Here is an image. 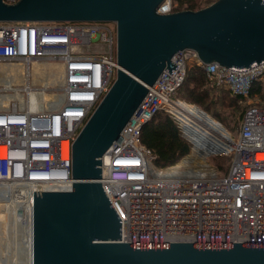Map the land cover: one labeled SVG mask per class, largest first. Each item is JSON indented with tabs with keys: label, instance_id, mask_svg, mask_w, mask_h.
<instances>
[{
	"label": "built area",
	"instance_id": "built-area-1",
	"mask_svg": "<svg viewBox=\"0 0 264 264\" xmlns=\"http://www.w3.org/2000/svg\"><path fill=\"white\" fill-rule=\"evenodd\" d=\"M157 12H174L173 0ZM193 58L211 84L241 100L251 99L264 77V61L238 68L203 63L194 49L174 55L175 71L161 73L103 156L101 183L122 220L119 242H264V103L249 104L236 139L219 120V128H209L186 117L177 92ZM118 70L116 22H0L6 234L16 235L19 226L25 232L26 215L33 232L34 191L73 189V144ZM161 111L191 144L166 167L156 166L142 139ZM219 156L231 158L226 170L213 160Z\"/></svg>",
	"mask_w": 264,
	"mask_h": 264
},
{
	"label": "water",
	"instance_id": "water-1",
	"mask_svg": "<svg viewBox=\"0 0 264 264\" xmlns=\"http://www.w3.org/2000/svg\"><path fill=\"white\" fill-rule=\"evenodd\" d=\"M165 0H0V22H116L119 70L73 144V189L34 191L33 264H264V242H119L104 154L174 55L251 67L264 61V0H216L159 14Z\"/></svg>",
	"mask_w": 264,
	"mask_h": 264
},
{
	"label": "trees",
	"instance_id": "trees-1",
	"mask_svg": "<svg viewBox=\"0 0 264 264\" xmlns=\"http://www.w3.org/2000/svg\"><path fill=\"white\" fill-rule=\"evenodd\" d=\"M215 1L216 0H173L174 11L188 9L199 10ZM212 89L213 86L208 80L204 68L196 63L189 67L187 77L179 88L177 95L178 98L190 104L198 105L206 111L210 117L217 120L223 119L220 112L211 111L209 99L214 97L211 92ZM260 89H262V80H257L254 83L251 94L253 95L256 90L260 91ZM222 95L224 103H227V99L230 96L229 99L231 102L229 104L233 106L241 101L240 98L231 96L229 91ZM142 139L155 154V164L158 167H166L177 163L182 157L189 153L191 148L190 142L181 136L177 122L164 111L155 115L144 127Z\"/></svg>",
	"mask_w": 264,
	"mask_h": 264
},
{
	"label": "rangeland",
	"instance_id": "rangeland-1",
	"mask_svg": "<svg viewBox=\"0 0 264 264\" xmlns=\"http://www.w3.org/2000/svg\"><path fill=\"white\" fill-rule=\"evenodd\" d=\"M198 60L193 58L190 60V66L196 64ZM262 80V89L256 90L253 95H251V99L241 100L235 106L230 105L231 100L227 99V103L223 102V93L228 92V90L223 88H218L212 84V94L213 98H210V106L212 112H220L223 119H219L222 123L227 127L232 136L236 139L238 137V129L242 120V116L249 106L250 103H264V77ZM216 94V96H215ZM232 96V95H231ZM178 97V95H177ZM211 112V114H212ZM213 160L220 166H222L225 170L230 166L231 158L228 156H219L214 157ZM15 231V229H14ZM4 232V231H3ZM5 233H8V231ZM24 232L17 230V234L9 232V238L1 237L0 239V264H23L25 262V254H24V244L22 242ZM13 236L14 238H11ZM21 236V237H20ZM13 241V242H12ZM10 242V244H9ZM12 242V243H11ZM19 244V246H18ZM13 245V246H12ZM19 248H17V246ZM21 245V246H20ZM15 247V248H13ZM21 247V248H20ZM23 249V250H22ZM24 254V255H23ZM23 256V257H22ZM20 257V259H19ZM22 257V259H21ZM18 259V260H17ZM24 259V260H23ZM16 261V262H15ZM18 262V263H17Z\"/></svg>",
	"mask_w": 264,
	"mask_h": 264
},
{
	"label": "bare ground",
	"instance_id": "bare-ground-1",
	"mask_svg": "<svg viewBox=\"0 0 264 264\" xmlns=\"http://www.w3.org/2000/svg\"><path fill=\"white\" fill-rule=\"evenodd\" d=\"M178 104H179V108H178L179 112L184 113L186 115V117L197 119L198 121H196V120L195 121L199 122V124H201L203 126L205 125V126H207L209 128H212V127L219 128L218 126L215 125L217 123V119L209 117L206 113H204L202 111V109L198 105L190 104V103H188L186 101H183V100L181 102H179ZM197 129H199V127H197ZM220 131L222 132L221 134H224V136H225V133L223 132V130L220 129ZM7 187H8V185H7ZM0 188H3L2 184L0 185ZM6 193H3V194L0 193V239L3 236L6 237V238H9L8 234H6L5 230H4L6 228V224L8 223L7 222V218H8V216L10 217V214H11V212L9 211V208H6V204H5V203L8 204L7 201H9L8 198H5ZM16 224H17V222H16ZM23 224L26 227L25 228V232H24L23 226H21V228H20V226L17 228L18 231L20 230V232L21 231L24 232V235H23V238H22V242L24 244L23 248H24V254H25V258L26 259H25V262L23 264H33L32 263V260H33V258H32L33 257L32 223L29 222V219H28L27 215L24 217V223ZM11 238H14V237L11 236ZM9 244H10V242H9ZM2 246H0V248ZM18 246H19V244H18ZM18 246H17V248H19ZM13 248H15V247H13ZM0 252H1V250H0ZM22 257H21V259H22ZM19 259H20V257H19Z\"/></svg>",
	"mask_w": 264,
	"mask_h": 264
}]
</instances>
